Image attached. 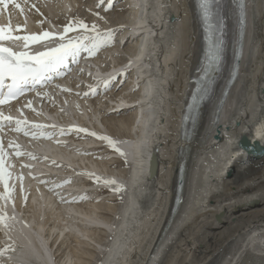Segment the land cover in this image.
Instances as JSON below:
<instances>
[{"label": "bare ground", "instance_id": "1", "mask_svg": "<svg viewBox=\"0 0 264 264\" xmlns=\"http://www.w3.org/2000/svg\"><path fill=\"white\" fill-rule=\"evenodd\" d=\"M29 1L36 10L21 0L15 3L29 14L32 34L44 30L46 19L54 20L45 24L48 30L77 18L89 25L88 30L77 28L66 35L99 47L93 56L86 52L73 65L67 62L66 74L60 70L65 84L60 109L74 117L81 114L78 122L86 118L92 126L84 129L97 136L126 142L109 146L97 136L89 140L58 133L49 146L41 147L35 139L20 144L18 149L28 150L32 159L20 161L15 172L9 166L5 171L11 174V184L18 181L22 190L30 189L25 207L30 215L21 226L5 214L8 250L0 251V264H92L96 255H101L98 264H264V0L243 3L238 77L221 101L239 37L236 4L227 0L229 47L220 89L208 110L199 113L189 139L181 138L182 119L206 62L197 0ZM10 3L16 35L22 36L19 12ZM110 31L113 36L105 42ZM52 40L58 37L44 45ZM129 59V70L117 73ZM83 61L96 62L95 69H86L99 81L106 80L103 65L111 62L118 78L111 76L105 91L85 94L93 83L86 80L87 87H78L70 81ZM136 81L139 87L133 86ZM64 88L82 96L66 94ZM56 103L62 104L60 97L51 103L53 111L60 110ZM47 116L38 122L42 131L55 124V115ZM61 120L64 129L74 125L64 115ZM242 137L252 145L240 144ZM101 145L119 149L117 159L126 160V172L113 169L123 164ZM87 163V175L113 194L105 192L104 197L94 184L79 178L68 181L66 175L73 171L65 168L80 173ZM181 164L185 183L171 218ZM43 173L50 176L44 178ZM110 180L115 183H106ZM60 247H66L64 259L59 258L64 254Z\"/></svg>", "mask_w": 264, "mask_h": 264}, {"label": "snow or ice", "instance_id": "2", "mask_svg": "<svg viewBox=\"0 0 264 264\" xmlns=\"http://www.w3.org/2000/svg\"><path fill=\"white\" fill-rule=\"evenodd\" d=\"M10 2L14 0H0V5L7 7ZM219 3V0H200V11L203 21L206 25V34L211 41L208 48V62L204 69V75L201 77V87L198 88V95L193 96V106L197 102H203L204 97L208 94V82L210 79V70H214L215 66H218V62L222 58V47H223V28L222 18H217L215 5ZM17 8L19 4H15ZM107 10V9H106ZM243 9L241 8V11ZM243 19L241 23H243ZM89 25L78 19L70 20L63 28V34L59 35L58 40H52L50 44H46L47 50L39 51L36 54H30L28 51L15 52L10 47L0 45V105L9 103L12 100L23 96L28 91H36L37 95H42L37 91V87H43L46 83H50L53 76L60 74L61 68L67 67L69 59L72 62H76L82 51H87L91 55L98 47V44L93 43L91 47L84 43V40L74 39L71 37L66 38V34L73 31L74 29H87ZM93 31L96 30V26H91ZM218 32V37L216 35ZM109 38L113 36L110 31L106 34ZM53 36V33L49 31H42L40 34L24 35V36H13L11 28L5 29L0 27V41L15 40L22 41V47L27 49L30 44L38 43L41 41L48 40ZM89 39L88 37L84 38ZM242 54V49H241ZM65 91H67L65 89ZM10 116H4L0 112V127L3 126L4 121L11 122ZM16 125H22L27 123L26 121L16 120ZM35 128H41V125H33ZM17 131L21 129L17 127ZM75 131L77 133H84L88 136H97L96 133L88 132L87 129H60V134L65 132ZM28 135V133H25ZM45 138H50L45 136ZM100 140L108 141L109 146H114L115 141L111 140L106 136H97ZM119 151V149H116ZM17 156L22 155L21 152H16ZM31 155V154H29ZM120 155H125L123 152ZM10 173L5 171V160H4V149L0 146V183L4 185V191L11 195L7 184V178L10 177ZM22 179V178H21ZM108 184L115 183V181H106ZM51 190V189H50ZM117 191L123 190L117 188ZM4 198V197H0ZM83 199V197H82ZM0 227L7 228L8 224L6 217L0 215ZM5 249L4 251H7ZM14 250V249H13ZM3 252H0L2 255Z\"/></svg>", "mask_w": 264, "mask_h": 264}, {"label": "rangeland", "instance_id": "3", "mask_svg": "<svg viewBox=\"0 0 264 264\" xmlns=\"http://www.w3.org/2000/svg\"><path fill=\"white\" fill-rule=\"evenodd\" d=\"M121 4H124L125 3V0H123L122 2H120ZM120 4V5H121ZM9 8V9H8ZM115 9H116V5L114 6V8H113V10L112 11H115ZM11 10V8L10 7H7V8H5L4 10H3V8H0V13L3 11L4 12V14H3V12H2V14H3V16H7L8 14L10 15L12 12L10 11ZM9 11H10V13H9ZM5 13H6V15H5ZM8 15V17L10 18H12V14L9 16ZM125 16H128L129 17V14H124ZM6 18V17H5ZM10 18V19H11ZM107 19L109 18V17H106ZM130 18H132V15H130ZM78 20H79V18H77ZM100 19V18H99ZM102 19V18H101ZM103 21H107V20H105V18H103L102 19ZM131 21H133V20H131ZM116 37V36H115ZM107 39H109V37H107L106 39H105V42L107 41ZM105 46H107V45H105ZM103 47V46H102ZM102 47L100 48V49H102ZM125 56H127L126 54H125ZM122 57H124V55L122 54ZM128 57V56H127ZM197 72H198V70L196 71V74H197ZM125 81H127L128 82V80H125ZM127 82H125L124 84H126ZM124 86V85H123ZM244 94V93H243ZM241 95H242V93H241ZM243 96L244 95H242L241 96V98H243ZM94 98V97H93ZM92 98V99H93ZM246 96H244V98H243V102H246ZM122 116V115H121ZM121 163V162H120ZM117 166H118V168H119V170L121 169V170H123V171H125L126 172V167L125 166H123L122 165V167L121 166H119V165H117V164H115L114 165V167H113V169L114 170H117L116 168H117ZM124 167V168H123ZM118 171V170H117ZM105 192H100V194H104ZM102 196H106V193L104 194V195H102ZM103 200H106V199H103ZM114 205L116 206V207H120V203L118 202V201H116V202H114ZM106 243V242H105ZM56 247V246H55ZM54 249V248H53ZM60 250H61V252H60ZM60 250H59V252L60 253H64L61 257H59V258H65L64 256L66 255V247H64V248H62V247H60ZM64 250V251H63ZM63 251V252H62ZM60 253H59V255H60ZM100 257H101V255H96V257L94 258V259H92V261H91V263L92 264H98L99 262H98V260L100 259ZM161 257V256H160Z\"/></svg>", "mask_w": 264, "mask_h": 264}, {"label": "water", "instance_id": "4", "mask_svg": "<svg viewBox=\"0 0 264 264\" xmlns=\"http://www.w3.org/2000/svg\"><path fill=\"white\" fill-rule=\"evenodd\" d=\"M225 97H226V96L222 97L221 101H224ZM219 104H220V103H219ZM240 144H244V146H249V147L252 145V144H251V140H250L248 137H243V138L241 139V141H240ZM180 193H181V192H180ZM177 208H178V205H177ZM177 208H176V210L174 211L173 216L176 214V212H177ZM173 216H172V217H173Z\"/></svg>", "mask_w": 264, "mask_h": 264}]
</instances>
